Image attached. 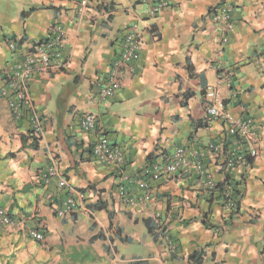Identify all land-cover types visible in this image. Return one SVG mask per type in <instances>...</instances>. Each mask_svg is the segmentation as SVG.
Returning a JSON list of instances; mask_svg holds the SVG:
<instances>
[{"label": "crops", "instance_id": "obj_1", "mask_svg": "<svg viewBox=\"0 0 264 264\" xmlns=\"http://www.w3.org/2000/svg\"><path fill=\"white\" fill-rule=\"evenodd\" d=\"M165 1L152 14L149 0H89L85 9L81 0H0V93L9 88L7 66L46 39L54 23L67 31L62 65L36 74L30 85L42 133L33 132L30 110L17 118L0 95V205L17 225L10 264H60L91 245L115 264H191L189 256L201 249L200 264H264V70L256 63L264 54V0ZM220 2L234 7L228 32L210 14ZM135 25L142 38L139 55L122 71L117 93L103 99L100 88ZM11 39L18 41L15 50ZM211 88L234 115L255 120L259 152L248 166L226 169L223 156L208 148L231 147L227 125L207 115ZM86 113L96 118L90 131L81 127ZM102 136L125 152L122 172L93 155ZM180 146L198 150L227 192L241 182L232 217L212 201L194 169L168 178L145 175ZM52 167L59 175L47 182ZM60 176L70 187H60ZM142 178L150 185L147 203H121L119 184L139 197L145 194L137 183ZM70 190L77 207L60 217ZM101 202L106 208L99 209ZM156 214L174 252L159 230L155 236L147 227ZM30 229L43 231L45 241L27 236ZM103 245L106 253L97 248Z\"/></svg>", "mask_w": 264, "mask_h": 264}, {"label": "built area", "instance_id": "obj_2", "mask_svg": "<svg viewBox=\"0 0 264 264\" xmlns=\"http://www.w3.org/2000/svg\"><path fill=\"white\" fill-rule=\"evenodd\" d=\"M153 2L151 13L158 14L163 10L168 2L165 0ZM89 0H81L82 9L88 5ZM234 7L227 2H220L211 7V17L213 21L223 26V29L228 32L232 29V18ZM223 40L228 41V36H224ZM67 43V31L64 25L60 22L54 23L48 37L42 41L35 42L30 51L27 52L19 61L7 66L4 74L9 84L8 89H3L1 96L8 98V104L11 111L17 118H21L26 110H30L32 129L34 133L40 134L43 132L42 119L37 114L33 106V100L30 93V85L36 74H47L56 64L62 65L64 60V49ZM142 38L137 31V26L131 27L125 34L123 48L120 56L112 63L106 77L105 84L100 88L99 96L103 99L114 96L122 85V71L130 64L132 60L138 57L141 49ZM9 47L13 50L17 49L18 41L11 39ZM259 69L264 70V54L256 59ZM231 75V73L229 74ZM210 103L207 106L206 112L208 117L218 119L227 125V139L230 141V148L224 152L221 145L210 143L208 148L216 156H223V167L226 169H235L238 166L250 165V159L258 155L257 145V129L255 120L250 117H237L226 106L225 102L217 96L215 89L211 88L208 92ZM81 127L85 131H90L96 127V118L92 113H86L81 120ZM93 155L101 162L107 163L115 167L119 172H122L125 164V152L117 147L112 146L106 136L99 138L92 146ZM181 169H194L199 176L202 184L208 192H212L217 183L207 171L203 162L202 154L198 150L188 151L186 147L180 146L175 152L163 163H155L146 171L145 175L152 178H168L176 174ZM59 175L57 169L52 167L49 174L45 176L49 182V176ZM138 186L145 190L142 196L134 197L123 184H119L117 195L121 203L135 206L136 204H146L149 183L148 180L142 178L137 180ZM59 185L62 188L69 186L68 180L64 176H60ZM73 190H70L66 198L63 200L58 209L60 217L71 215L76 207V199ZM229 193V192H228ZM227 209L235 210V201L230 200L225 206ZM154 219L160 224L162 222L161 215L156 214ZM0 224L9 227H16V221L9 215L8 211L0 206ZM162 228V227H161ZM163 239L168 245L170 251H175L176 246L171 235L165 228L160 229ZM27 234L36 241L44 242L46 237L43 231L37 229L28 230Z\"/></svg>", "mask_w": 264, "mask_h": 264}, {"label": "trees", "instance_id": "obj_3", "mask_svg": "<svg viewBox=\"0 0 264 264\" xmlns=\"http://www.w3.org/2000/svg\"><path fill=\"white\" fill-rule=\"evenodd\" d=\"M35 140L37 141V139H35ZM251 161H252V159H250V162ZM227 181H229V179H227ZM231 185H232L233 189L229 193L227 192L228 190L226 191L227 188H225L223 184L222 185L217 184L216 188L212 192H210V194H211L212 201H213V199L217 200L218 202L221 203V205L223 207H225L226 204L229 203L230 200L235 201V210L233 209V211H231V217H232L233 214L235 213V211L237 212V210L239 208V205H240L239 195H240L242 190H241V186H240L241 182H239V183L236 182L235 184H231ZM218 190H220V194H219V196H215V192ZM2 207H4V206H2ZM102 208H106V206L103 204V202H101L100 206H99V209H102ZM8 213L11 217H13V215L10 212H8ZM109 215L111 218L113 217L112 212H110ZM204 223H205V225L212 227V225L210 223H208V221L205 220ZM146 224H147L149 231L156 236L158 234L157 231L160 228L159 224L152 219H149L146 222ZM0 227L1 228H10L9 226H4L1 224H0ZM159 233H161L160 230H159ZM98 237H100V235L94 237L92 240L95 241V240H97ZM203 256H204V252L202 249L194 251L189 256L190 263L191 264H200L203 260ZM62 264H101V263H100V260L97 259L95 255H92L90 250H84V251L77 250V251H73V253H71L69 256H65ZM106 264H108V263H106ZM130 264H144V263L132 262Z\"/></svg>", "mask_w": 264, "mask_h": 264}, {"label": "rangeland", "instance_id": "obj_4", "mask_svg": "<svg viewBox=\"0 0 264 264\" xmlns=\"http://www.w3.org/2000/svg\"><path fill=\"white\" fill-rule=\"evenodd\" d=\"M16 228H1L0 227V264H10V259H11V253L15 251V247L13 248L15 241L11 237L15 233ZM105 245L102 247H97L99 250H103L105 252ZM92 247V245L90 246ZM88 247L87 250H90L92 255H95L97 259L100 260L101 264H115L113 263V258H110L108 260L103 259L101 256H99L97 250L95 248ZM14 249V250H13ZM106 253V252H105ZM69 256V255H68ZM112 259V260H111ZM64 260V259H63ZM62 260V262H63ZM62 262L60 264H62ZM118 264V263H116Z\"/></svg>", "mask_w": 264, "mask_h": 264}, {"label": "clouds", "instance_id": "obj_5", "mask_svg": "<svg viewBox=\"0 0 264 264\" xmlns=\"http://www.w3.org/2000/svg\"><path fill=\"white\" fill-rule=\"evenodd\" d=\"M34 132V131H33ZM1 206V205H0ZM6 209V208H5ZM7 210V209H6ZM13 218V217H12ZM10 228H17V227H10ZM27 236H29L28 234H27ZM31 239H33L31 236H29ZM34 241H36L35 239H33ZM36 242H38V243H43V242H40V241H36Z\"/></svg>", "mask_w": 264, "mask_h": 264}]
</instances>
